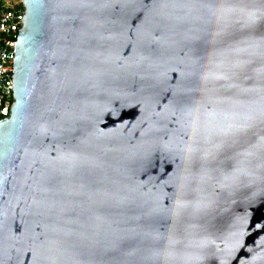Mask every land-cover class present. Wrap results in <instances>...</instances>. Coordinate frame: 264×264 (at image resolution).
Masks as SVG:
<instances>
[{"label": "water", "instance_id": "1", "mask_svg": "<svg viewBox=\"0 0 264 264\" xmlns=\"http://www.w3.org/2000/svg\"><path fill=\"white\" fill-rule=\"evenodd\" d=\"M23 1L0 264H264V0Z\"/></svg>", "mask_w": 264, "mask_h": 264}, {"label": "built area", "instance_id": "2", "mask_svg": "<svg viewBox=\"0 0 264 264\" xmlns=\"http://www.w3.org/2000/svg\"><path fill=\"white\" fill-rule=\"evenodd\" d=\"M25 14L23 0H0V121L15 101V47Z\"/></svg>", "mask_w": 264, "mask_h": 264}]
</instances>
